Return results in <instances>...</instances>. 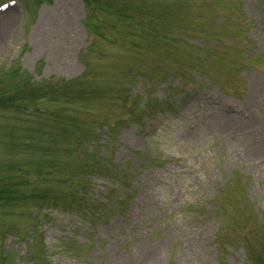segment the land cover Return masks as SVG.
Instances as JSON below:
<instances>
[{
  "label": "rangeland",
  "instance_id": "1",
  "mask_svg": "<svg viewBox=\"0 0 264 264\" xmlns=\"http://www.w3.org/2000/svg\"><path fill=\"white\" fill-rule=\"evenodd\" d=\"M18 1L0 264H264V0Z\"/></svg>",
  "mask_w": 264,
  "mask_h": 264
},
{
  "label": "bare ground",
  "instance_id": "2",
  "mask_svg": "<svg viewBox=\"0 0 264 264\" xmlns=\"http://www.w3.org/2000/svg\"><path fill=\"white\" fill-rule=\"evenodd\" d=\"M7 13L8 11L4 13V17L6 16ZM1 17L4 18L3 16ZM1 17H0V40H4L9 33V29L13 30L14 28L15 16L12 15L11 17H9L4 23H2L3 24L2 26H1V20H2ZM236 117H237L236 115H232V118H236ZM230 122L231 121L229 120V118H227V116H222L220 118V125L223 127L227 126ZM259 145L260 146L258 147V150L263 151L264 150V140H261Z\"/></svg>",
  "mask_w": 264,
  "mask_h": 264
},
{
  "label": "trees",
  "instance_id": "3",
  "mask_svg": "<svg viewBox=\"0 0 264 264\" xmlns=\"http://www.w3.org/2000/svg\"><path fill=\"white\" fill-rule=\"evenodd\" d=\"M2 189H0V191H1Z\"/></svg>",
  "mask_w": 264,
  "mask_h": 264
}]
</instances>
